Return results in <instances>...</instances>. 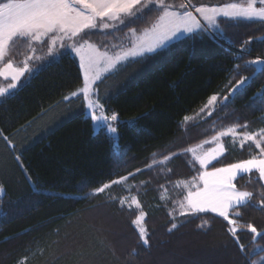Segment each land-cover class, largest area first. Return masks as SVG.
Segmentation results:
<instances>
[{"label":"trees","instance_id":"16d2710c","mask_svg":"<svg viewBox=\"0 0 264 264\" xmlns=\"http://www.w3.org/2000/svg\"><path fill=\"white\" fill-rule=\"evenodd\" d=\"M149 24L137 22V32ZM220 27L231 44L207 36L180 43L160 57L120 67L104 82L98 94L105 109L118 113L120 121H135L134 126L121 123L118 142L104 129L95 132L80 98L65 99L82 85L74 57L46 63L27 86L0 98V133L14 145L9 148L0 136V264H17L22 257L27 264H244L222 217L200 213L173 220L161 202L166 187L195 175L185 149L235 125L246 124L239 127L243 132L264 129V101L257 95L264 92V75L249 84L253 72L244 67L264 60V24ZM242 41H250L243 53ZM23 50L16 57H24ZM242 78L245 84L232 91ZM211 95L221 101L212 115L191 120ZM227 148L217 166L246 160L256 151L249 145ZM165 156H171L166 164H152ZM124 176L140 188L147 246L133 224L139 211L121 205L126 194L121 187L95 194ZM237 186L264 191L255 179H238ZM230 217L238 220L240 241L250 251L252 233L245 226L264 232V211L240 207ZM202 219L209 222L204 229ZM172 223L177 228L169 232ZM256 246L264 248V239L257 238Z\"/></svg>","mask_w":264,"mask_h":264},{"label":"snow or ice","instance_id":"6c2138e0","mask_svg":"<svg viewBox=\"0 0 264 264\" xmlns=\"http://www.w3.org/2000/svg\"><path fill=\"white\" fill-rule=\"evenodd\" d=\"M149 21V27L138 35L136 23ZM240 23L264 24V0H233L218 4L209 3L207 0H199L198 3L194 0H2L0 80L7 83H0V98L11 97L19 90L18 84L23 88L34 77L35 73L29 70L31 55L25 57L22 67L14 64L13 55L18 46H26L35 53L33 45H44L47 48L46 55L52 56L53 61L65 57L77 59L82 71V85L65 99L80 97L95 126L105 129L110 138L118 142V128L121 123L134 126L135 121H120L118 113L105 109L106 102H101L98 93L107 79H111L120 67L129 63L155 59L170 53L180 43L195 42L198 39L203 41L204 36L213 42L223 39L231 44L232 41L224 35L220 25L236 26ZM121 32L124 35L117 36ZM149 35L150 40L143 38ZM97 36L102 37L99 42L93 39ZM109 36L115 37L118 42L105 44L104 40ZM247 43L250 41H242V53L243 45ZM244 67L253 72L252 77L247 78L249 84L258 75H264V60L260 58L246 62ZM236 70L239 71V65ZM25 72L29 73V78L21 84V77ZM241 84H245V79L242 78L232 91H237ZM257 95L264 101V92ZM222 99L227 100L228 97ZM217 100V95H211L201 112L211 116ZM184 120L187 121L188 117L185 116ZM237 127L247 128V125L226 128L213 135L211 140H206L205 143L214 145L210 150H184L193 157L195 175L191 181L184 183L186 194L180 202V215L214 213L222 217L227 221V232L242 254L244 264H264V256L261 255L264 248L256 246L257 238L264 239V232L258 231L251 224L245 226L252 233L249 245L251 250L246 251L238 235L241 231L238 220L230 217V211L240 207L264 211V191L256 193L237 186L238 179H248L249 182L255 179L259 188L264 189V129L238 133ZM0 136H3V133H0ZM225 136L232 137L233 144L239 136V146L243 148L245 143H249V150L254 147L255 153L246 160L217 166L223 164L221 157H225L226 149L221 140V137ZM3 139L9 148L14 149L7 136H3ZM202 147L203 145L198 146ZM16 159L19 161V157ZM169 159L171 156H165L163 160H154L152 164L165 163ZM152 164L149 167H152ZM253 173L256 174L255 177L252 176ZM126 180L128 176L105 183L95 189V194L103 193L112 184ZM3 191L0 186V193ZM133 203L137 209L141 208L135 198ZM145 215L141 209L133 224L139 239L147 246L149 239L143 223ZM234 215L238 217L240 212L235 211ZM206 226H209L208 220L202 219L199 227L204 229ZM175 228L177 224L172 223L168 231L171 232ZM17 264H27V257H22Z\"/></svg>","mask_w":264,"mask_h":264},{"label":"rangeland","instance_id":"374dc122","mask_svg":"<svg viewBox=\"0 0 264 264\" xmlns=\"http://www.w3.org/2000/svg\"><path fill=\"white\" fill-rule=\"evenodd\" d=\"M176 1L179 2V0H176ZM0 2H2V0H0ZM194 2H197V1L194 0ZM141 33L142 32H137L138 35H141ZM117 36H123V35L118 33ZM143 38L150 40L151 36L149 35V36L143 37ZM117 42H118L117 39L115 37H111V36H109L106 40H104L105 44L117 43ZM21 47L24 48V50H23L24 51V54H23L24 57H16V53L21 52V51H19L21 49ZM33 47H35V49H36L35 53H32L31 50L28 49L26 46H23V45L18 46L16 52L13 55V62H14V64L16 66L22 67L23 66L22 62L25 59V57L31 55L32 59L29 60V70L36 74L40 70V68L42 66H44L46 63L53 62V60H52V56L46 55L47 48L44 45L36 44V45H33ZM61 51H63V49H61ZM37 57H39V59H37ZM57 60H59V58ZM57 60H55V61H57ZM118 67H120V66H118ZM28 76H29V73L25 72L24 76L21 77L20 83L22 84L23 81L25 80V78H27ZM0 83H7V82L0 80ZM240 86H242V84L239 85V87ZM19 87L20 86L18 84V88ZM75 98H80V97H73L72 99H75ZM220 102H221L220 98L218 97V100L215 102V105H214V110L216 109L217 105ZM214 110L212 111V113L214 112ZM86 116L90 118L88 110L86 111ZM208 117H210V116H208V115H206V113H202L200 111L191 120L205 119V118H208ZM93 125H94L95 132H98V131L102 130V128H97L95 126L94 122H93ZM236 131L238 133H243L242 129L239 128V127H237ZM239 139H240V137L237 136L236 137V143L233 144L232 143V137H229V136L221 137V140H222V142L224 144V147L226 149V153L228 152L227 144H230V145H232L235 148H241L239 146ZM209 140H211V139H209ZM201 145H203L202 148H198V146L195 147V148H197V151L210 150L211 148L214 147L213 144L205 143V142L202 143ZM246 145H249V143H245L244 146H246ZM167 162L162 163V164H166ZM130 179H131V177H128V180L123 181L122 183L112 184L111 187L106 189L105 191H109L114 185L120 186L122 191H124V193H126L125 196L120 198L121 205L126 206L127 208H130V209H137L136 204L133 203V198H135V200L139 201V203H140V200H139L138 194H137L140 191V188H139V185L137 183H133ZM189 181H191V179L190 180L180 181V182H183V183H179L178 182L179 186H178V183H176V184L172 185L170 188L166 187L164 189L163 193H162L161 202L163 204H166V206L169 207L168 209L172 213V217L176 218V217H179V216H183V215H180V202L183 201V197L186 194V189L184 187V183H187ZM140 206H141V204H140ZM141 209H142V206H141L140 209H137V210L140 211ZM185 211H187L186 208H185ZM231 212H232V210L230 211V215H231ZM145 219H146V215L144 217V222H143L144 223V227L146 228Z\"/></svg>","mask_w":264,"mask_h":264},{"label":"crops","instance_id":"0c3cea01","mask_svg":"<svg viewBox=\"0 0 264 264\" xmlns=\"http://www.w3.org/2000/svg\"><path fill=\"white\" fill-rule=\"evenodd\" d=\"M197 2H199V0H196Z\"/></svg>","mask_w":264,"mask_h":264}]
</instances>
